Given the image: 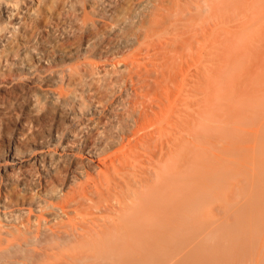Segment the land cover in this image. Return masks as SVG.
<instances>
[{
	"label": "bare ground",
	"instance_id": "bare-ground-1",
	"mask_svg": "<svg viewBox=\"0 0 264 264\" xmlns=\"http://www.w3.org/2000/svg\"><path fill=\"white\" fill-rule=\"evenodd\" d=\"M99 3L97 17L61 35L45 18L42 30L11 25L24 30L21 54L9 56L4 44L0 49V264H122L117 254L142 257L150 244L183 237L182 193L192 186L183 181L189 186L183 191L181 178L183 169L193 172V134L226 91L225 1ZM3 5L5 18L19 7L17 0ZM209 31L201 41L199 34ZM41 33L47 36L42 41ZM35 46L41 50L34 51ZM98 47L112 55L134 50L112 64L123 62L118 70L95 69L89 61L69 65L68 72L60 69ZM101 69L106 84L87 82L84 89L83 74L100 75ZM77 75L80 83H75ZM75 84H83V91ZM187 84L194 98L182 109ZM65 86L78 93L70 99ZM96 210L109 215H96ZM24 214H29L26 221ZM190 233L186 251L172 249L177 255L173 264L187 257L194 264ZM155 264L167 263L158 259Z\"/></svg>",
	"mask_w": 264,
	"mask_h": 264
},
{
	"label": "rangeland",
	"instance_id": "rangeland-1",
	"mask_svg": "<svg viewBox=\"0 0 264 264\" xmlns=\"http://www.w3.org/2000/svg\"><path fill=\"white\" fill-rule=\"evenodd\" d=\"M17 1L19 3L18 11L16 9L11 18H5L3 15L4 0H0V25L4 24L0 26V36L3 34L0 37V49L3 44L6 45L5 48L11 50L9 56L13 58L21 54L20 49H23L22 42L19 40L22 35L24 36L21 33L24 31L22 30L23 27L42 30L44 23L40 20L45 18L46 23L50 24L58 35H61L64 29L75 30L80 21L97 17L96 13L100 10L98 5L101 6L100 3L98 4L100 0H96V8L94 0H67L62 4H57L58 0ZM224 1L226 4L223 12L224 23H222L224 32L221 34L225 36L227 43L225 52L226 55L228 54L225 73L226 91L220 100L212 104L210 107L212 113L199 121L200 127L193 134V142L190 148L193 172L190 173L183 169L182 176L183 174L184 176L181 178V184L186 181V184L192 186L191 191L182 193L183 215H186L183 224L185 226L183 237L172 244H150L145 247L147 253L142 257L136 254H123L122 258L121 255L117 254L118 260H121L122 264L127 261L131 264H137L138 261H141V264H155L158 259L165 260L167 264H173L177 255H174L172 249L182 246L186 251L189 248V243L186 246V240L191 237L190 232H193L194 235V264H264V0ZM66 2L67 4L70 3L69 6ZM34 5L36 7H33ZM47 9L58 12L57 14L54 13L57 16L51 17ZM31 16L35 17L32 18V21ZM16 24L20 25L18 27L19 29L22 28V31L18 28L17 31ZM11 25L16 27L13 26L12 28ZM62 26H64L63 29H61ZM10 31L13 35H10ZM14 31H17L18 35ZM210 33L212 34L210 31L199 34L201 41H203V35H211ZM15 34L17 38H15ZM242 34H247V36L245 35L246 39L245 36L242 38ZM43 35L47 38L45 33H41L38 40L45 39ZM12 36L15 40L17 39L15 44ZM240 37L243 41L245 39V42L240 40L243 44L237 43ZM7 43L10 45L12 43V45ZM5 48L2 49L1 53L6 54L8 52ZM33 48L34 51L41 50L39 46ZM102 48H94L88 55L84 53L85 55L79 56V59L68 61L60 69L68 72L69 65L72 67L89 61L94 63L95 69L96 65L100 68L108 65L109 69L118 70L123 67V62L119 64L121 66H112V64L126 59L134 50L112 55L106 54ZM102 70H100V75L97 73L90 75L89 73L85 76L82 73L84 75L82 80L85 83L84 89H88L89 84L92 86L98 82L99 85L106 84ZM78 76L81 75H77L78 80L75 78V83L81 82ZM78 85L80 86L77 84H75L76 87L72 86L78 89L80 93L83 91V86H81L83 84ZM189 86L187 84L182 87L185 91L183 92V103H181L182 109H188L194 98L188 94ZM70 88L65 86V91L70 92ZM72 91V93H68L71 96L70 99L78 93L74 89ZM86 93V96L91 97L90 93ZM70 106V104L69 106L66 105L68 112L71 110ZM201 125L204 127L201 128ZM183 133L185 135L187 131H183ZM118 147L116 146L113 151L117 150ZM53 149L61 151L58 147H53ZM82 155L85 157L84 153ZM30 167V165L27 166V168ZM186 184L182 185V190ZM189 186L187 185L186 188ZM199 191L201 192L199 193ZM197 194L199 195L196 196ZM217 205L221 208L220 211L217 209ZM184 207L192 208V212L184 211ZM98 214L99 216L109 215L107 212L96 210V215ZM24 215L21 218H26L29 214ZM227 215L231 218L225 223L224 219ZM31 216L34 219V214ZM187 216L193 217L187 220ZM5 222L7 221L5 220L3 223ZM190 263L191 257H187L183 258V262L180 264Z\"/></svg>",
	"mask_w": 264,
	"mask_h": 264
},
{
	"label": "clouds",
	"instance_id": "clouds-1",
	"mask_svg": "<svg viewBox=\"0 0 264 264\" xmlns=\"http://www.w3.org/2000/svg\"><path fill=\"white\" fill-rule=\"evenodd\" d=\"M13 7H15V5H13Z\"/></svg>",
	"mask_w": 264,
	"mask_h": 264
}]
</instances>
